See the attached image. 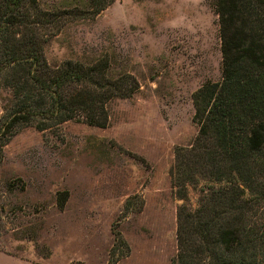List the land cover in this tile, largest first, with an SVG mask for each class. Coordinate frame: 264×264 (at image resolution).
<instances>
[{
  "label": "rangeland",
  "instance_id": "1",
  "mask_svg": "<svg viewBox=\"0 0 264 264\" xmlns=\"http://www.w3.org/2000/svg\"><path fill=\"white\" fill-rule=\"evenodd\" d=\"M108 1L38 0L68 14L45 48L48 63L107 59L138 90L108 104L105 128H25L4 148L0 264H171L177 208L198 207L204 187L178 200L170 170L175 148L197 134L192 94L221 80L212 2L113 0L94 14Z\"/></svg>",
  "mask_w": 264,
  "mask_h": 264
},
{
  "label": "trees",
  "instance_id": "2",
  "mask_svg": "<svg viewBox=\"0 0 264 264\" xmlns=\"http://www.w3.org/2000/svg\"><path fill=\"white\" fill-rule=\"evenodd\" d=\"M211 2L221 80L192 94L197 134L174 150L175 198L186 201L188 188L198 185L204 191L195 210L177 208L171 264H264V0ZM67 15L41 10L38 0H0V166L21 130L70 121L105 128L108 104L138 90L130 76H114L107 59L48 63L45 48ZM4 184L8 193L14 189ZM112 234L123 243L114 228Z\"/></svg>",
  "mask_w": 264,
  "mask_h": 264
}]
</instances>
